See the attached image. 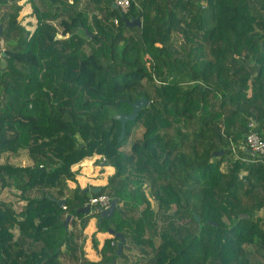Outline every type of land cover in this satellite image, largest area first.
Instances as JSON below:
<instances>
[{"label": "trees", "instance_id": "obj_1", "mask_svg": "<svg viewBox=\"0 0 264 264\" xmlns=\"http://www.w3.org/2000/svg\"><path fill=\"white\" fill-rule=\"evenodd\" d=\"M19 1L0 0V189L22 203L0 202V264H120L131 245L133 264H264V162L245 145L264 137V0H29L33 31ZM141 96L121 140L114 116ZM93 155L115 171L84 193ZM103 194L112 216L78 211ZM96 216L93 245L115 229L121 255L112 234L86 255Z\"/></svg>", "mask_w": 264, "mask_h": 264}, {"label": "rangeland", "instance_id": "obj_2", "mask_svg": "<svg viewBox=\"0 0 264 264\" xmlns=\"http://www.w3.org/2000/svg\"><path fill=\"white\" fill-rule=\"evenodd\" d=\"M20 14H22V13H20ZM19 19H20V16H19ZM59 37H61V35ZM143 130L144 129H143L142 126H140V125L136 126L133 129L131 136L129 137L128 143L123 148L126 149V150H129L131 148V146L133 145V143L135 142V140L140 138V136L143 133ZM100 156L101 155H93L91 157H87L86 159H84L82 161L84 165L81 167L82 168L81 172L78 171L77 179H78V183L83 188L88 187V185L89 186H92V185H94V186H102V185H100L102 180L105 181L106 177L109 176L108 173L106 174L105 172H103V174H102L101 172H98V168L95 167L96 165L99 166V167L100 166L103 167L105 165H108V161H106L105 163H102L103 157L102 156L100 157ZM100 158H101V161H100ZM11 162L17 163V164H27V163L31 162V159L29 158L28 153L26 151L22 150L18 156H13L12 157ZM75 169L76 170L78 169V165H75ZM224 169H226V165L224 166ZM110 170L114 171V167H112L111 165L107 166L105 171H110ZM74 183L77 185L76 182H74ZM69 184L74 186L73 183L69 182ZM3 200L5 202H7V203L14 204L16 208L21 209V207H22V203L16 200V196L14 195L13 191L8 189V188L7 189H3V190L0 189V202L3 201ZM260 215L264 216V209L262 211H260ZM91 222H95L96 228H97L98 217L96 216V217L91 218ZM87 232H88V234H86V236L88 238H86V243L89 245V248H90L91 247V242H93V236H94L95 233L92 234L91 237H89L90 236V232H91V228H88ZM97 234L98 233H96V238H97L98 243H99L100 238L98 237ZM105 234H106V236L104 238H106L107 235L110 234V233L107 232ZM104 238L102 237V239H103L102 242H104V240H105ZM102 245H103V243H102ZM131 247H132V249L130 250L129 258L128 259L120 258V264H133V262H134V260L136 259V256H137V253H136L137 245H131ZM91 248L96 249L95 246H93ZM97 250L99 252V248Z\"/></svg>", "mask_w": 264, "mask_h": 264}, {"label": "water", "instance_id": "obj_3", "mask_svg": "<svg viewBox=\"0 0 264 264\" xmlns=\"http://www.w3.org/2000/svg\"><path fill=\"white\" fill-rule=\"evenodd\" d=\"M113 7L116 8V4L113 3ZM123 15V14H122ZM124 20L126 21L127 25L129 26H142V21H141V17H131V18H127L124 17ZM92 36V34H91ZM0 48L3 50L2 55H6L5 52V38L3 36V25L0 24ZM150 104V100L146 97V96H141L140 98L136 99L135 101H131V106L133 107V110L131 112H126V113H118L116 114L114 117L119 120L122 124V132H121V136L120 139L122 140L125 136L126 133V124L128 121L134 120L138 114L140 109L147 107ZM223 154V150L220 151H216L214 152L215 156L221 155ZM109 164V162H108ZM102 187L101 186H88L83 190L84 193H87L89 191L92 192H99L101 191ZM59 206H62L63 204L66 203V199H58L57 200ZM118 208V198H113L111 201V205L108 208H101L100 209V214L102 217H109L112 216L115 209ZM91 209V204H87L84 208H81L80 210H78L79 212H83V213H88ZM195 216L197 217L198 220H200V217L195 213ZM240 218H249V215L247 213H241ZM72 218L71 214H68L66 217V220L64 221V224L67 226L70 222ZM109 233L112 235H116L119 238H121L120 242L118 243V250H117V254L121 255L123 247H124V242H125V238L123 233L117 232L115 229L110 228L109 229Z\"/></svg>", "mask_w": 264, "mask_h": 264}, {"label": "built area", "instance_id": "obj_4", "mask_svg": "<svg viewBox=\"0 0 264 264\" xmlns=\"http://www.w3.org/2000/svg\"><path fill=\"white\" fill-rule=\"evenodd\" d=\"M131 1L132 0H114V3L122 12H127L131 6ZM115 22L118 23V18H115ZM245 145L257 156L254 160L255 162H264V137L259 132H250L247 135ZM102 162H106L105 157H103ZM111 201L112 198L109 195L103 194L91 197L88 204H91L92 212L98 213L101 208H108L111 205Z\"/></svg>", "mask_w": 264, "mask_h": 264}, {"label": "crops", "instance_id": "obj_5", "mask_svg": "<svg viewBox=\"0 0 264 264\" xmlns=\"http://www.w3.org/2000/svg\"><path fill=\"white\" fill-rule=\"evenodd\" d=\"M23 0H20L19 1V3L20 4H23L24 6H23V9H22V11H21V13L22 14H20V20H21V22L23 23V24H26V26L29 28V29H31L32 31L35 29V27H36V24H37V19H36V17L35 16H33L32 15V6H31V3L29 2V0L27 1V0H24L23 2H22ZM22 18V19H21ZM90 161V160H89ZM103 163V162H102ZM78 165V164H77ZM81 165V166H80ZM84 164H83V162H81V163H79V165H78V169H79V171L81 172V170H82V166H83ZM96 165V164H95ZM107 166H110L109 164L108 165H105V166H95L96 168H98V172H101L102 174H103V172H105L106 174L108 173L109 174V176L110 175H112L113 173H114V171H115V169H114V171L113 170H110V171H105L106 170V167ZM113 167V166H112ZM75 168V167H74ZM109 176H107L106 177V179H105V181H103L102 180V184L100 183V185H105V184H107V182H108V177ZM70 183H73L74 184V186H72L71 184H70V186L71 187H75L76 186V184L73 182V181H70ZM88 228H91V232H90V236L89 237H91V235L92 234H94L95 232L94 231H96L97 230V228H96V224H95V222H91V220L89 221V224H88V227H87V229H86V234H88ZM98 234V237L100 238V241H99V245H98V248H101L102 247V237L104 238L105 236H106V234L105 233H101V232H97ZM108 236H111V234H108L107 235V237ZM88 238V237H87ZM105 239V238H104ZM102 242V243H101ZM94 245H93V242H91V247H93ZM89 248V245L86 243V241H85V245H84V251H85V253H86V255L90 258V259H92V260H99V258H100V256H99V252H98V250L97 249H93V248Z\"/></svg>", "mask_w": 264, "mask_h": 264}]
</instances>
